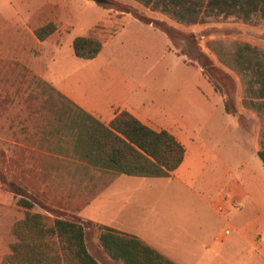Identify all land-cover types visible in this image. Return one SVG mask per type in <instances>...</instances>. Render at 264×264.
Masks as SVG:
<instances>
[{"label":"rangeland","instance_id":"rangeland-1","mask_svg":"<svg viewBox=\"0 0 264 264\" xmlns=\"http://www.w3.org/2000/svg\"><path fill=\"white\" fill-rule=\"evenodd\" d=\"M125 10L163 22L182 34L192 33L213 65L233 80L231 96L234 103L236 95L242 97V91L237 89V84L242 83V74L238 72L235 79V76L221 68L219 61H228L221 57L230 56L229 52L241 49L243 45L252 46L255 52L264 53V22L225 20L216 16V12H204L196 22H179L172 16L154 13L143 2L136 0H107L105 5H98L92 0H0V167L6 172L7 180L12 179L25 187L40 203L58 211L59 216H75L95 225L107 223V189L113 180L105 185L104 182L109 179L107 175L97 172L85 175L78 164L46 154L36 149L28 139L26 142L21 131L25 104L15 92L20 90L21 94L32 75L54 87L47 81L50 75L37 73L39 70L47 71V66L53 69V79L92 68L94 65L90 61L73 56L71 39L92 32L105 41L124 23L137 22L133 21L130 14L121 12ZM49 22L55 25L56 31L43 43H39L33 30ZM127 32L140 35L143 39L141 37L136 43H128L124 39L126 42L122 40L121 45L118 40L113 42L112 48L106 49L107 54L111 51L113 53L110 59L106 61L104 55L99 63L101 70L93 75L89 73L90 88L106 87L111 94L118 96H122V89H125L123 100L145 111L148 116L142 115L139 118L153 129L170 125L163 118L167 114L165 111L180 118L201 116V108L193 94L180 83L181 76L185 74L182 73L184 65L179 58L165 51L167 40L164 34H153L148 28L130 24ZM179 43V48L169 44L167 49L180 53L185 46ZM54 45L59 50H52ZM237 78L239 81H236ZM211 115L210 126H220L219 111H213ZM231 116L242 126H248L252 119L254 123H250L249 128L253 133L259 126L256 117L259 120L264 117L261 113L249 115L242 110H236L235 115ZM30 138L33 139L32 136ZM238 142L244 150L248 149L249 143L251 149H257L256 138L250 140L243 135L238 138ZM3 155L9 162L7 165L2 164ZM42 171L46 174L44 180L39 175ZM165 185V181H141L122 175L110 192L114 197L119 194L120 207L124 199H140L139 208L134 210L129 205L126 208L131 222L137 226L141 224L145 230H156L165 226V221H160L161 215L163 218H172L188 210V205L181 203L178 198L188 192L175 183L168 188ZM39 211L49 219L55 216ZM22 218L23 210L0 201V264H4L3 260L9 254V245L16 241L11 228ZM225 230L229 231V236V226L214 236H219ZM96 236L95 228L87 230L88 249L94 256L99 253ZM227 236L216 242H223ZM99 260L105 264H115L102 255Z\"/></svg>","mask_w":264,"mask_h":264},{"label":"crops","instance_id":"crops-1","mask_svg":"<svg viewBox=\"0 0 264 264\" xmlns=\"http://www.w3.org/2000/svg\"><path fill=\"white\" fill-rule=\"evenodd\" d=\"M136 1L143 2L154 13L172 16L179 22H196L204 12H216L215 15L221 19L235 22H264V0H149L147 4L146 0ZM128 24L148 28L153 34L161 33L139 21L126 22L102 41L101 51L94 59L88 60L94 65L92 68L71 72L59 79L52 78L53 69L50 70L49 66L47 71H37L40 75H50L47 81L60 93L105 125L121 111L130 113L141 123L139 117L148 116L145 111L123 100L125 89H122V96H118L111 94L106 87L90 88L89 73L93 75L101 70L99 63L104 55L106 61L110 59L113 53L107 54L106 49H111L113 42L118 40L121 45L122 40L126 42L124 39L128 43L141 39L142 36L127 32ZM164 36L166 53L179 58L184 65L182 73L185 74L181 76L180 83L193 94L202 115L180 118L165 111L167 114L163 118L170 123L168 127L153 129L148 126L170 133L184 147V157L168 177L137 179L165 181L166 188L174 183L184 188L188 194L178 198L188 205V210L172 218H163L160 214V221H165V226L145 230L141 224L137 226L131 222L130 213L126 210L128 205L134 210L139 208L140 199H124L120 207L119 194L111 195L112 187L122 176L117 175L107 189L108 219L104 225L138 237L175 264H264V167L257 157V152L264 150V117L263 120L256 117L259 126L253 133L250 129L252 119L248 126H242L226 114L220 96L214 92L201 69L188 65L184 56L167 49L171 43ZM241 47L229 52L230 56L221 57L228 61L221 59L223 62L220 60L219 66L235 79L238 72L242 74V83L237 84L242 97L234 93L236 110L249 115H264V53L255 52V48L249 45ZM51 49L57 48L54 45ZM216 110L221 115L218 127L210 126L211 114ZM243 135L250 140L256 138L257 149H251L249 143L248 149L244 150L238 142ZM226 226L231 228L230 235L223 242H215L213 236Z\"/></svg>","mask_w":264,"mask_h":264},{"label":"trees","instance_id":"trees-1","mask_svg":"<svg viewBox=\"0 0 264 264\" xmlns=\"http://www.w3.org/2000/svg\"><path fill=\"white\" fill-rule=\"evenodd\" d=\"M121 12L161 31L173 47L179 48L181 42L185 49L180 48L178 54L184 56L188 65L201 68L214 92L222 98L225 113L235 115L231 96L233 80L213 65L192 33L185 35L163 22L127 10ZM55 31V25L49 22L35 28L33 35L43 41ZM71 48L74 57L92 60L101 51L102 40L89 32L86 36L74 37ZM15 95L21 96L25 104V118L21 121L25 141H32L36 149L48 155L78 164L85 175L90 172L107 175L105 185L117 175L165 178L183 160L184 147L167 131L153 130L126 111L117 113L105 125L35 75L30 77L22 93L18 90ZM257 157L264 167V150L258 151ZM2 158V164L7 165L6 156ZM39 175L44 180L45 172ZM0 201L23 210V218L11 228L16 241L9 245L4 264H105L99 260L101 255L115 264H175L136 236L75 216H59L58 211L40 203L25 187L7 180L1 167ZM39 210L55 216L49 219ZM90 228L97 232L100 254L97 252L96 256L88 249L87 230Z\"/></svg>","mask_w":264,"mask_h":264},{"label":"built area","instance_id":"built-area-1","mask_svg":"<svg viewBox=\"0 0 264 264\" xmlns=\"http://www.w3.org/2000/svg\"><path fill=\"white\" fill-rule=\"evenodd\" d=\"M229 234V231L228 230H225L224 232H222V234H220L219 236H214V241H220V238L221 237H225Z\"/></svg>","mask_w":264,"mask_h":264},{"label":"water","instance_id":"water-1","mask_svg":"<svg viewBox=\"0 0 264 264\" xmlns=\"http://www.w3.org/2000/svg\"><path fill=\"white\" fill-rule=\"evenodd\" d=\"M94 3L98 5H105L107 4V0H92Z\"/></svg>","mask_w":264,"mask_h":264}]
</instances>
